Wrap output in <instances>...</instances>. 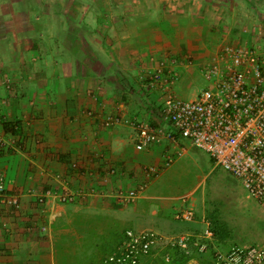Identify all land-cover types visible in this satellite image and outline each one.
Segmentation results:
<instances>
[{
    "label": "crops",
    "instance_id": "0c3cea01",
    "mask_svg": "<svg viewBox=\"0 0 264 264\" xmlns=\"http://www.w3.org/2000/svg\"><path fill=\"white\" fill-rule=\"evenodd\" d=\"M120 1L119 10L103 12V24L91 13L95 20L87 25L48 24L49 15L41 12L44 21L0 25V136L13 144L0 148V171L6 190L19 195L16 208L0 204V264H64L69 252L62 248L63 227L72 224L68 237L74 243L87 228L98 239L107 238L106 230H119L118 243L125 229L166 235L197 223L172 218L187 205L182 200L155 197L168 167L165 156L175 152L172 143L179 138L136 150L129 126L103 128L100 118L110 113L143 120L145 100L161 92L151 93L156 87L142 81L147 55L176 69L185 81L173 91L186 96L197 66L201 73L217 49L195 35L194 25L201 22L207 33L224 28L226 9L219 6L226 1L215 0L216 7L209 0L198 6L194 0H130L128 6ZM178 8L190 13L184 21L176 18ZM237 18L257 25L249 7ZM188 56L191 66L183 63ZM150 166L159 172L148 180L143 168ZM142 183L134 203L115 198ZM64 193L74 197L59 203L53 196ZM41 195L46 198L39 204Z\"/></svg>",
    "mask_w": 264,
    "mask_h": 264
},
{
    "label": "built area",
    "instance_id": "2783aa9c",
    "mask_svg": "<svg viewBox=\"0 0 264 264\" xmlns=\"http://www.w3.org/2000/svg\"><path fill=\"white\" fill-rule=\"evenodd\" d=\"M201 73L203 88L193 99L183 100L171 92L177 81L176 73L167 71L165 74L163 64L146 70V80L165 94L159 115L166 128H154L146 121L110 113L100 118V124L103 128L129 126L136 150H145L163 140L186 139L233 176L247 196L264 211V48L224 45L204 64ZM87 115L98 116L92 112ZM6 145L13 144L0 136V148ZM175 155L177 153L165 156L164 165L168 166ZM158 172L153 166L143 168L148 180ZM144 189L145 183H142L127 192H117L115 198L123 204H131ZM53 196L59 203H67L74 194ZM45 198L46 195H41L36 200L42 204ZM185 198L182 201L187 205L172 215L181 223L194 219L189 198ZM0 204L12 208L19 205V195L6 190L1 171ZM202 222L204 227L199 234L167 236L151 229H125L122 239L101 264H150L157 256L167 262V251L173 249L189 256L207 255L210 264H264V245L219 250L209 223L204 219Z\"/></svg>",
    "mask_w": 264,
    "mask_h": 264
},
{
    "label": "rangeland",
    "instance_id": "374dc122",
    "mask_svg": "<svg viewBox=\"0 0 264 264\" xmlns=\"http://www.w3.org/2000/svg\"><path fill=\"white\" fill-rule=\"evenodd\" d=\"M129 1H125L127 6L130 5ZM184 1L191 2L192 0ZM202 1L194 0V3L198 6ZM213 1L209 0L210 4L212 3L216 7L215 0ZM225 1L226 6H219L220 9H226L222 13L223 19H221L224 28L218 30L217 27H213L214 29L217 28L215 29L216 31L207 33L205 32L206 26L204 27L201 22H196L194 25L198 26L200 32L195 35L200 36L205 43L213 42L216 44L217 49H214L210 56L212 57L224 45H254L264 48V0H242L239 3L237 0ZM122 3L120 0H0V25L32 24L44 21V19L41 20V12L49 15L46 20L48 24L87 25L89 22L94 23L95 18L93 17L90 20L91 15L100 18V22L103 24V14L106 11L111 13V10H119L118 7ZM227 7L234 9V11H228ZM248 7L256 13L257 25L254 27L247 24L246 20L242 21L237 18L239 12L242 13L243 9L246 10ZM178 9L177 20L184 21L188 18L185 16L190 14L187 9ZM147 56L145 62L149 63L145 66L146 69H144V79L142 81L149 83L145 76L146 70L156 68L158 64H163L164 73L166 74L167 71L176 72V83L183 84L185 80H183L176 69H169L165 60L156 59L154 55ZM183 63L191 66L193 64L192 58L188 56ZM201 76L200 67L197 66L195 77H192L187 83L188 94L186 96L178 95L173 91V87L171 90L172 94L183 100L194 98L203 88ZM146 90L147 92L150 91L149 89ZM157 90L160 91L156 87V90L151 93L158 92ZM161 92H158L159 94L156 95V98H147L145 102L148 107L145 112H140L143 121H146L154 128H166V126L162 125L159 115L165 96ZM172 144L177 155L168 164L167 171L162 176L163 178H160L161 190L155 192V197H158L156 199L159 200L174 199L179 203L184 197L189 198L188 204L194 212L192 222L197 221V223L192 229H182L176 233L166 235L199 234L203 230L204 223L202 219H204L209 223L210 227L212 222H217V225L221 228L220 236L217 240V249L219 250L225 251L232 246L264 245V211L253 199L247 196L240 183L227 171L216 165L205 151L195 147L186 139L179 138L177 144ZM175 152L173 151L169 155H174ZM66 214L71 217V209H67ZM71 218H74V216ZM87 219L83 220L88 222ZM58 225L61 226L62 224ZM87 226L88 224H85V227ZM98 227L103 228L104 225L102 224ZM63 228L67 232L65 233L66 237H63L65 238L62 241L63 243L61 242L62 248L69 252L67 253L69 255H66L65 252L64 257L61 258L64 264H73L74 261L76 264H86L88 258L95 263L117 243L120 235L119 230L111 232L110 229L109 231L104 229L108 232L107 238L98 239L87 228L85 238L80 242L74 243L68 236L73 233V228L76 227H73L72 224V226H64ZM120 231L122 230L120 229ZM75 252H77L76 255ZM190 263L208 264L207 255L202 258L194 257L187 264Z\"/></svg>",
    "mask_w": 264,
    "mask_h": 264
},
{
    "label": "trees",
    "instance_id": "16d2710c",
    "mask_svg": "<svg viewBox=\"0 0 264 264\" xmlns=\"http://www.w3.org/2000/svg\"><path fill=\"white\" fill-rule=\"evenodd\" d=\"M6 131L8 130L5 129ZM217 222H212L211 223V230L213 231L214 234V238H215V242L216 244L218 243V239H219V234H220V230L221 228L217 225ZM218 226V227H217ZM112 249H109L104 256H101V258L96 261L95 263L91 260V259H87L86 264H101L102 259L111 251ZM169 254V260L166 262L162 259V257H155L154 259L151 260L150 264H187L190 260H192L194 257V255L189 256L184 254L183 252L177 250V249H173L170 251H167ZM202 258V257H200ZM207 263H209L208 258H207Z\"/></svg>",
    "mask_w": 264,
    "mask_h": 264
},
{
    "label": "water",
    "instance_id": "95a60500",
    "mask_svg": "<svg viewBox=\"0 0 264 264\" xmlns=\"http://www.w3.org/2000/svg\"><path fill=\"white\" fill-rule=\"evenodd\" d=\"M190 264H192V263H190Z\"/></svg>",
    "mask_w": 264,
    "mask_h": 264
}]
</instances>
